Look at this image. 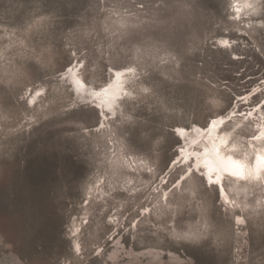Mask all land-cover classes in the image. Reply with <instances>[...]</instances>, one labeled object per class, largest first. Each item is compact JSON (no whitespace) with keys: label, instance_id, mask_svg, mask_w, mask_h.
<instances>
[{"label":"rangeland","instance_id":"374dc122","mask_svg":"<svg viewBox=\"0 0 264 264\" xmlns=\"http://www.w3.org/2000/svg\"><path fill=\"white\" fill-rule=\"evenodd\" d=\"M220 116L264 152V0H0V264H264V175L196 166Z\"/></svg>","mask_w":264,"mask_h":264},{"label":"bare ground","instance_id":"6f19581e","mask_svg":"<svg viewBox=\"0 0 264 264\" xmlns=\"http://www.w3.org/2000/svg\"><path fill=\"white\" fill-rule=\"evenodd\" d=\"M127 69L123 71L113 72L114 77L110 83L104 87L102 90L97 91L94 89H88L89 95L94 98L96 106L100 115H103L104 109L107 112H111L115 100L122 93L123 88V74ZM69 71V69H68ZM116 74V75H115ZM68 77L72 79V82L75 85V90L78 92L83 91V83L77 78L74 72L69 71ZM81 93V92H79ZM83 93V92H82ZM98 99V100H97ZM93 100V99H92ZM102 103V105H99ZM103 106V109H102ZM220 116L213 118L209 121L206 127L193 126L190 129L195 135L194 138L189 136V141L191 144L201 141L203 146L202 152H195L196 157V166L202 165L204 170L199 166V169L202 170L203 176L209 182H215L217 186H221L222 176L225 173H229L236 177V179H248V178H259L264 175V152L259 150L256 152V157L252 162L237 158L233 153L226 151V147L232 149L235 146H231L228 143V133L219 134L218 127L221 123L225 121V117ZM181 130V129H180ZM264 133V131L262 132ZM181 134H186L185 130H181ZM189 149V148H188ZM185 153V150L183 151ZM263 174V175H262ZM211 183V182H210ZM219 184V185H218ZM221 187V193L223 194Z\"/></svg>","mask_w":264,"mask_h":264},{"label":"water","instance_id":"95a60500","mask_svg":"<svg viewBox=\"0 0 264 264\" xmlns=\"http://www.w3.org/2000/svg\"><path fill=\"white\" fill-rule=\"evenodd\" d=\"M93 105L95 106L96 104L94 103ZM104 111H106V110L104 109ZM225 175H228V176H231V177L236 178L235 176H233V175H231V174H229V173H228V174L226 173ZM222 177H223V176H222ZM238 179H239V178H238ZM240 179H242V178H240ZM207 181H208V180H207ZM218 185H219V184H218Z\"/></svg>","mask_w":264,"mask_h":264},{"label":"flooded vegetation","instance_id":"af4514ba","mask_svg":"<svg viewBox=\"0 0 264 264\" xmlns=\"http://www.w3.org/2000/svg\"><path fill=\"white\" fill-rule=\"evenodd\" d=\"M96 106H98V105L96 104ZM96 106H95V107H96ZM96 108H97V107H96ZM97 109H98V108H97ZM209 121H210V120H209ZM208 123H209V122H208ZM207 125H208V124H207ZM207 125H206V126H207ZM206 126H205V127H206Z\"/></svg>","mask_w":264,"mask_h":264}]
</instances>
